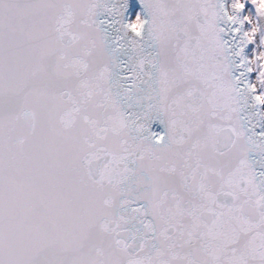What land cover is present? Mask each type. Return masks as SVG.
Masks as SVG:
<instances>
[{
    "label": "snow or ice",
    "instance_id": "obj_1",
    "mask_svg": "<svg viewBox=\"0 0 264 264\" xmlns=\"http://www.w3.org/2000/svg\"><path fill=\"white\" fill-rule=\"evenodd\" d=\"M0 264H264V0H0Z\"/></svg>",
    "mask_w": 264,
    "mask_h": 264
},
{
    "label": "rangeland",
    "instance_id": "obj_2",
    "mask_svg": "<svg viewBox=\"0 0 264 264\" xmlns=\"http://www.w3.org/2000/svg\"><path fill=\"white\" fill-rule=\"evenodd\" d=\"M249 7H251V5H249ZM253 12H254V9H253ZM252 47H253L252 45H249V48L247 50L248 55H251ZM255 76H256V73H251V74H249V79L254 80Z\"/></svg>",
    "mask_w": 264,
    "mask_h": 264
},
{
    "label": "water",
    "instance_id": "obj_3",
    "mask_svg": "<svg viewBox=\"0 0 264 264\" xmlns=\"http://www.w3.org/2000/svg\"><path fill=\"white\" fill-rule=\"evenodd\" d=\"M249 78V77H248ZM257 131H259V129H257Z\"/></svg>",
    "mask_w": 264,
    "mask_h": 264
}]
</instances>
